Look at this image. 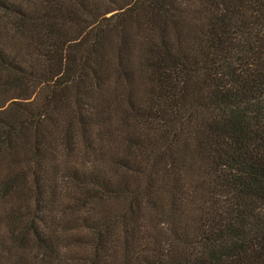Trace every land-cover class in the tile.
Instances as JSON below:
<instances>
[{"label":"trees","instance_id":"obj_1","mask_svg":"<svg viewBox=\"0 0 264 264\" xmlns=\"http://www.w3.org/2000/svg\"><path fill=\"white\" fill-rule=\"evenodd\" d=\"M0 264H264V0H0Z\"/></svg>","mask_w":264,"mask_h":264}]
</instances>
